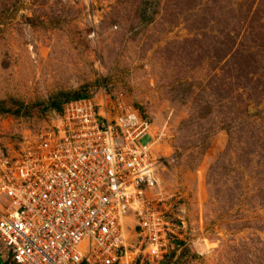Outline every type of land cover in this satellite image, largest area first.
Instances as JSON below:
<instances>
[{
	"label": "rangeland",
	"instance_id": "1",
	"mask_svg": "<svg viewBox=\"0 0 264 264\" xmlns=\"http://www.w3.org/2000/svg\"><path fill=\"white\" fill-rule=\"evenodd\" d=\"M83 96L150 124L157 264H264V0H0V148Z\"/></svg>",
	"mask_w": 264,
	"mask_h": 264
},
{
	"label": "built area",
	"instance_id": "2",
	"mask_svg": "<svg viewBox=\"0 0 264 264\" xmlns=\"http://www.w3.org/2000/svg\"><path fill=\"white\" fill-rule=\"evenodd\" d=\"M149 129L137 111L87 96L6 142L0 264H121L130 254L157 264L172 253L181 222L156 209L161 163ZM143 136L150 142L139 145Z\"/></svg>",
	"mask_w": 264,
	"mask_h": 264
},
{
	"label": "trees",
	"instance_id": "3",
	"mask_svg": "<svg viewBox=\"0 0 264 264\" xmlns=\"http://www.w3.org/2000/svg\"><path fill=\"white\" fill-rule=\"evenodd\" d=\"M83 97H87V96H83ZM73 98H82V97H73ZM73 98H68V99H73ZM68 99H66V100H68ZM51 106L54 107L55 112H56L55 114H58L60 112V108L58 109L56 105L52 104ZM2 111H3V109H0V112H2Z\"/></svg>",
	"mask_w": 264,
	"mask_h": 264
},
{
	"label": "bare ground",
	"instance_id": "4",
	"mask_svg": "<svg viewBox=\"0 0 264 264\" xmlns=\"http://www.w3.org/2000/svg\"><path fill=\"white\" fill-rule=\"evenodd\" d=\"M153 144H154V142L151 141V147H152ZM124 257H126V255H125ZM124 257H123V258H124ZM123 258H122V259H123ZM122 259H121V261H122Z\"/></svg>",
	"mask_w": 264,
	"mask_h": 264
}]
</instances>
